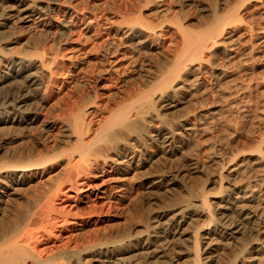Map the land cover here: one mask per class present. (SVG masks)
Returning <instances> with one entry per match:
<instances>
[{
    "label": "bare ground",
    "instance_id": "bare-ground-1",
    "mask_svg": "<svg viewBox=\"0 0 264 264\" xmlns=\"http://www.w3.org/2000/svg\"><path fill=\"white\" fill-rule=\"evenodd\" d=\"M80 1L0 0V264H264V105L234 84L264 0L201 29Z\"/></svg>",
    "mask_w": 264,
    "mask_h": 264
},
{
    "label": "rangeland",
    "instance_id": "rangeland-1",
    "mask_svg": "<svg viewBox=\"0 0 264 264\" xmlns=\"http://www.w3.org/2000/svg\"><path fill=\"white\" fill-rule=\"evenodd\" d=\"M147 1L148 0H146V1H141V0H82V1L79 2V5L77 4V8H78L79 11H82V12H85V13H89L90 11L91 12L95 11V13L99 14V15H101V14L103 15V13H104V15H109V14H112L114 12V10H116L117 7H119L121 11H123V12H125L127 14L134 15V14H137L138 12L139 13L142 12L143 16L149 17L151 21L156 23L157 28H159V27L162 28V26H160V25H163V27L169 25V23L168 24H164V22L165 23L169 22V20L167 21L166 19L167 18L169 19V18L173 17L174 19L177 18V20L180 19L183 22L182 24H184V25L186 24L187 26H190L191 28L199 29L200 27L201 28L206 27V25L210 23L211 19L213 20V16L211 17L210 15L212 14L211 11H212V9L214 7H218L219 13L221 14V12H222V14H223V13H226V9L229 10L230 8H232L231 7L232 5L234 6L235 4H238V3L240 5L241 4L244 5L246 3V2L245 3L244 2L241 3L239 0L238 1L237 0H162V1L161 0H157V2L155 0L154 1L153 0H149L148 2ZM158 1H160V2H158ZM149 2L152 3L151 6H150ZM153 2L157 3L154 7L152 6V5H154ZM263 3H264V1H263ZM148 4H149L150 7L148 6ZM239 4L237 5V8L240 10V7H241L242 8V10H241L242 13L246 14V15H243L244 18H246V20L244 18H242L246 22L241 20L242 23H245V24L248 21L247 20V16H248L247 14H250L251 12L256 13V12H258L257 9H260V7H262V4H260V6L259 5L258 6H252L251 2H249V3L247 2L244 6L243 5L239 6ZM115 5H118V6H115ZM158 5H159V7H158ZM145 6H146V8H145ZM169 6H171V7H169ZM164 7H166V8H164ZM235 7H236V5H235ZM235 7H233V8H235ZM154 11H155V14L153 13ZM143 12H145L147 14L145 15V13H143ZM256 16L258 17L259 15L256 14L255 17ZM257 17L254 18V19H256L255 21L253 19V23H252V25L255 23L254 25L256 27L260 26V23H262L260 18H259L260 22H258L259 19H257ZM180 20H178V21H180ZM160 22H162L163 24H159ZM257 23H259V24H257ZM262 57H264V56H261V58L259 56L258 57L259 59H257L258 61L256 60V63H255L256 67L253 68L254 70H252V68H249V67H247L246 70L242 69V71H241L242 72L241 73L242 74V78H238L237 80H235V83L233 82L234 84H237L238 82L243 80L242 82L248 83L250 85L251 91L253 92V93H251V94H253L252 98H253V100L256 98V101H257L256 104L259 107L264 105V86L262 84L264 82V62H263L264 58H262ZM262 59H263V61H262ZM259 61L262 64L259 63ZM257 64H259V65H257ZM228 69H230V68L228 67ZM244 80H246V81H244ZM255 82H259L260 86L255 87L254 84H253ZM232 84L228 85V86L232 87L233 86ZM251 84H252V86H251ZM259 112H260V110L257 111V113H256L258 116H259ZM254 119L252 121H251V119H249L250 123L253 122ZM258 119H259V117H258ZM258 119H255L256 122H254V125L252 124V127L254 126V128H256V129L253 128V130H258V127H255V126H257L255 124H257L259 122ZM244 120L245 119H243V121H241V123L239 124L240 125L239 127L240 128H242V127L249 128V126H250L249 125L250 124L249 120L248 119L246 121H244ZM260 129H262V130H260V132L264 131V127L263 126L262 127L260 126ZM241 137H239V141L242 143V146L243 145L246 146L248 144V142H247L248 139L243 138V136H241ZM220 140L224 142V139L222 140V139L219 138V141ZM242 146H239V147L235 148V150L237 152H239ZM241 150H247V149L243 148ZM236 151H234L235 155L237 154ZM211 191H214V188L211 189ZM106 227H107V229L105 228L106 230H110L109 226H106ZM89 229L90 228L86 227L83 230V234H82L83 236L82 235L81 236L78 235V237L76 236V239L73 238L74 239L73 244L74 243H77V244H81L82 243L83 244V242H84L85 245H88V244H90V242H93L92 234H91ZM89 234H91L90 237H89ZM77 238H79V239H77ZM82 238H84V240ZM90 238H91V240H90ZM85 240L87 241V243L85 242ZM88 240H90V241L88 242Z\"/></svg>",
    "mask_w": 264,
    "mask_h": 264
}]
</instances>
